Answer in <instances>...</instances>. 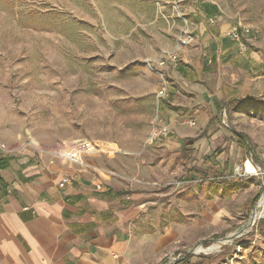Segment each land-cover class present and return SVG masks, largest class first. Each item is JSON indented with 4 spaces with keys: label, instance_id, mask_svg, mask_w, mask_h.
Instances as JSON below:
<instances>
[{
    "label": "rangeland",
    "instance_id": "374dc122",
    "mask_svg": "<svg viewBox=\"0 0 264 264\" xmlns=\"http://www.w3.org/2000/svg\"><path fill=\"white\" fill-rule=\"evenodd\" d=\"M201 1L249 25L248 42L264 56V0H0V134L62 150L77 173L133 197L147 264H264V77L258 91L243 87L223 102L221 134L200 136L191 152L162 125L160 72L183 58L202 64L191 31ZM209 80L188 95L194 126L209 114ZM186 109L172 108L179 120ZM210 150L213 165L233 164L229 172H209ZM251 158L255 174L244 171Z\"/></svg>",
    "mask_w": 264,
    "mask_h": 264
},
{
    "label": "crops",
    "instance_id": "0c3cea01",
    "mask_svg": "<svg viewBox=\"0 0 264 264\" xmlns=\"http://www.w3.org/2000/svg\"><path fill=\"white\" fill-rule=\"evenodd\" d=\"M193 17V37L204 49L202 64L180 59L176 69L163 74L160 91L166 92L161 96L162 125L174 130L176 136L170 137L190 152L200 136L212 141L221 134L217 124L223 102L230 105L243 87L258 91L259 77H264L263 54L250 42L246 51L240 49L231 35L233 23L214 3L201 1ZM208 75L214 84L212 92L203 94L209 114L197 117L194 126L195 120H189L193 110L188 111L194 102L188 95L202 92L200 81ZM261 85L264 90V79ZM179 104L187 107L185 120L172 110ZM0 139L8 147L0 151V264H147L145 241L134 237L142 207L133 197L77 173L62 150L27 146L6 134ZM213 155L210 150L204 156L209 172H229L233 164L226 159L213 165ZM66 176L71 181L62 186Z\"/></svg>",
    "mask_w": 264,
    "mask_h": 264
},
{
    "label": "built area",
    "instance_id": "2783aa9c",
    "mask_svg": "<svg viewBox=\"0 0 264 264\" xmlns=\"http://www.w3.org/2000/svg\"><path fill=\"white\" fill-rule=\"evenodd\" d=\"M250 27L249 25L245 24V23H242V22H238L236 23L233 28H232V32H231V35H232V38L239 43L240 45V49L244 52L248 49V36H249V33H250ZM148 64L150 65V67L153 69L152 65H151V62L148 61ZM161 76L163 77V73H161ZM166 92L165 91H162L160 94H159V97L165 95ZM166 129H164L165 131ZM8 150V147L6 145V143L0 139V151H7ZM53 154H59L58 151H54ZM60 154H64V153H60ZM251 161V163L253 165H255V167L259 168L257 166V164L254 163V160L253 158L251 159H248ZM247 160V161H248ZM246 161V162H247ZM244 170V168H242V171ZM246 172V170H244ZM247 173V172H246ZM71 181V177L69 176H66L63 178V180L61 181V185L64 186L66 183H69ZM102 186L101 185H98L97 189H101Z\"/></svg>",
    "mask_w": 264,
    "mask_h": 264
},
{
    "label": "trees",
    "instance_id": "16d2710c",
    "mask_svg": "<svg viewBox=\"0 0 264 264\" xmlns=\"http://www.w3.org/2000/svg\"><path fill=\"white\" fill-rule=\"evenodd\" d=\"M232 102H235V101L232 100ZM230 106H231V102H230ZM232 133H233L235 136L239 137V140H240V143H241L242 147H244L245 149H251V152H252L253 156H254V157H257V153H256V151H255V148H254V147L252 146V144L249 142V139H248V137H247L245 134H243V133H241V132H239V131L233 130V129H232ZM185 142H186V146L189 147V146L191 145V142H190V141H185ZM190 257H191V256L187 257V259L185 260L186 263L189 262ZM185 261H182V262H180V263H178V264H185ZM198 264H201V263H198Z\"/></svg>",
    "mask_w": 264,
    "mask_h": 264
},
{
    "label": "bare ground",
    "instance_id": "6f19581e",
    "mask_svg": "<svg viewBox=\"0 0 264 264\" xmlns=\"http://www.w3.org/2000/svg\"><path fill=\"white\" fill-rule=\"evenodd\" d=\"M244 165H245V169H246V172H247V173H254V174L257 173V168L255 167V165H253V164L251 163L250 160H248ZM260 205H261V207L264 206V195H263V200H261ZM260 214H261V209H260V206H259V207H257V208L255 209L253 215H254L255 217H258ZM253 219H254V217H253ZM243 229H244V228H243ZM243 231H244V230H243ZM243 233H244V232H243ZM232 240H233V239H232Z\"/></svg>",
    "mask_w": 264,
    "mask_h": 264
},
{
    "label": "water",
    "instance_id": "95a60500",
    "mask_svg": "<svg viewBox=\"0 0 264 264\" xmlns=\"http://www.w3.org/2000/svg\"><path fill=\"white\" fill-rule=\"evenodd\" d=\"M228 108H229V106H228ZM263 193H264V190H263ZM255 209H256V208H255ZM255 209L252 211V214H251V216H250V220H249L248 223H246V225L250 224ZM242 232H243L242 229H241L240 231H238V232H237V233H238V236H239L240 234H242ZM238 236H237V237H238Z\"/></svg>",
    "mask_w": 264,
    "mask_h": 264
}]
</instances>
